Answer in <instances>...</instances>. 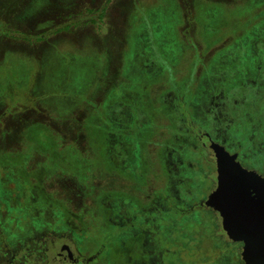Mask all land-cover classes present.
<instances>
[{"label":"flooded vegetation","instance_id":"flooded-vegetation-1","mask_svg":"<svg viewBox=\"0 0 264 264\" xmlns=\"http://www.w3.org/2000/svg\"><path fill=\"white\" fill-rule=\"evenodd\" d=\"M220 8L198 10L206 15V43L211 38L214 46L210 59H201L192 40L198 62L181 80L170 82L166 65L153 59L140 65L144 77L130 68L133 75L120 84V108L109 105L107 124L93 131L98 139L90 149L96 165L78 174L82 187L77 194L86 193L96 210L82 212L81 223L66 217L64 224L77 242L76 249L60 252L61 264L117 259L120 264H246L244 243L229 233L219 210L218 159L226 155L246 171L264 175V0L250 1L242 10L250 19L230 43L217 40V21L227 27L221 14L238 13ZM181 33L185 38L186 32ZM174 52L169 51L171 58ZM117 73L111 79L118 85ZM55 80L52 75L44 83L54 85ZM150 122L165 124L167 136H159L162 127L154 130ZM35 131L28 137L31 154L58 155L51 135L48 148L34 145L48 138L41 135L46 131L41 126L28 134ZM155 134L162 139L153 149L149 139ZM5 137L9 144L12 137ZM210 139L219 146V156H210L209 150L204 154ZM47 169L41 166L36 174L40 185L47 181ZM154 181L161 185L152 187ZM212 195L213 202L207 203ZM72 204L79 210L80 196ZM189 253L194 260L186 258Z\"/></svg>","mask_w":264,"mask_h":264},{"label":"rangeland","instance_id":"rangeland-1","mask_svg":"<svg viewBox=\"0 0 264 264\" xmlns=\"http://www.w3.org/2000/svg\"><path fill=\"white\" fill-rule=\"evenodd\" d=\"M250 1L258 2L0 0V105H6L8 109L23 100L27 104L29 93V98L35 97V103L28 104L26 109L30 108L33 114L37 105L48 111L62 104L69 109L65 108L60 117L66 114L71 117L75 108L83 106L91 117L85 120L104 119L109 105L112 110L120 108L124 95L120 84L133 75L131 69L139 70V77L145 76L139 68L146 60L164 63L170 82H174L181 80L198 59L193 52L192 40L197 43V54L201 59H210L214 46L210 43L211 38L206 43V15L198 10L215 5L238 13L235 16L221 14L229 25L227 27L217 21L220 30L217 40L223 38V42L230 43L242 34L241 27L250 19V14H246L248 11L242 12L244 8L248 9ZM181 31L186 32L185 38ZM169 51H175L172 58ZM190 70L193 71L191 67ZM116 72L118 85L111 79ZM52 75L56 78L55 84L44 83ZM86 91L102 96L103 100L96 102ZM254 105L249 104L250 107ZM93 106H96L95 110ZM1 121L0 118V264H61L60 252L76 249L77 242L64 224L66 217L81 223L82 212L89 215L96 210L88 195L77 194V189L82 187L79 172L88 173L93 163L96 165L97 159L90 147L98 139L93 131L99 130L100 126L96 119L85 121L87 131L72 128L77 137H82L83 145L65 143L69 128L63 127L62 134L56 126H41L47 131L41 135L48 138L40 146L48 148L51 135L55 138L56 153L58 148L60 152L52 158L50 155L35 158L28 137L36 131L28 133L37 129L41 122L35 121L39 124L24 130L20 128L22 122L9 121L7 127ZM148 126H153L154 130L162 127L158 135L167 136L163 129L165 124L150 122ZM107 130L113 133L115 129ZM6 134L12 137L8 139L9 144L5 141ZM158 135L150 137L149 147H156L162 139ZM207 143L204 151L209 150L210 156H219L221 151L214 140ZM20 155L24 160H20ZM44 165L48 168L43 173L46 174L43 181L47 179L45 187L36 182V174H41ZM160 185L159 181L152 183V187ZM94 190L98 191V188ZM79 196L83 204L77 210L72 202ZM140 196L143 194L139 193L138 198ZM213 199L214 195L207 203H212ZM190 253L186 258L194 260ZM110 262L120 264L118 259L116 262L108 260L106 264Z\"/></svg>","mask_w":264,"mask_h":264},{"label":"water","instance_id":"water-1","mask_svg":"<svg viewBox=\"0 0 264 264\" xmlns=\"http://www.w3.org/2000/svg\"><path fill=\"white\" fill-rule=\"evenodd\" d=\"M216 197L226 229L244 243L245 263L264 264V175L221 155Z\"/></svg>","mask_w":264,"mask_h":264},{"label":"crops","instance_id":"crops-1","mask_svg":"<svg viewBox=\"0 0 264 264\" xmlns=\"http://www.w3.org/2000/svg\"><path fill=\"white\" fill-rule=\"evenodd\" d=\"M114 76V75H113ZM66 82V81H65ZM65 82H63V84H65ZM96 83V82H95ZM13 94V91L10 93ZM86 94L94 99L96 102H100L103 100L102 96H99L97 94L92 93L91 91H86ZM29 93H27V104L23 102H19L17 103L15 106L13 107H8V109L6 108V105H0V118H1V124L5 123V125L8 127V123L9 121H12L13 123H16V121L22 122L20 128L21 129H27V127H33V125L35 124H39L38 122L35 121H40V125L39 126H48L47 124H49L48 127L52 128L53 126H56V128L61 129L62 134H64V130L63 127H65V129L69 128V134H67L65 143H75V144H81L82 143V137L76 135V132H74V130H72V128L74 129H81L84 131L85 129V121H94L97 119V125H100L101 122L103 121H107V119H109L106 114H104V119H102L101 117L99 118H92L90 120H85L86 118H91L88 117V109L87 108H83V106H81V108H75V110H73V113L71 114V117H68L67 114L64 117H60V114H62V112L65 110L66 107H63L62 104L55 106V107H51L47 110H45L44 108H41L39 105L35 106L33 108L34 110V114L30 111H32L30 108L26 109V106L28 104H32L35 103V97L33 96L32 99L29 98ZM91 95V96H90ZM32 96V95H31ZM62 108H58V107ZM69 108L67 107L66 110H68ZM93 110L96 109V106L92 107ZM61 111V112H59ZM68 113V112H66ZM46 121V122H44ZM53 121L56 122V125L53 124ZM43 124V125H41ZM75 136V137H74ZM52 144L54 145L55 143V138L52 136ZM37 143V144H36ZM34 145H37L38 148L43 149V147L40 146V141L36 142Z\"/></svg>","mask_w":264,"mask_h":264},{"label":"snow or ice","instance_id":"snow-or-ice-1","mask_svg":"<svg viewBox=\"0 0 264 264\" xmlns=\"http://www.w3.org/2000/svg\"><path fill=\"white\" fill-rule=\"evenodd\" d=\"M229 167H230V164H229L228 162H226V164H225V168H226V170H227ZM226 175H227V172H226Z\"/></svg>","mask_w":264,"mask_h":264}]
</instances>
